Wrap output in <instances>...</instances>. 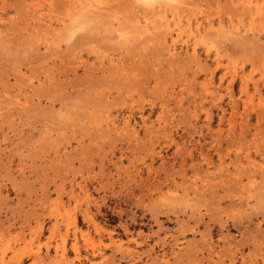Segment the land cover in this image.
Segmentation results:
<instances>
[{"label":"rangeland","instance_id":"obj_1","mask_svg":"<svg viewBox=\"0 0 264 264\" xmlns=\"http://www.w3.org/2000/svg\"><path fill=\"white\" fill-rule=\"evenodd\" d=\"M0 264H264V0H0Z\"/></svg>","mask_w":264,"mask_h":264},{"label":"bare ground","instance_id":"obj_2","mask_svg":"<svg viewBox=\"0 0 264 264\" xmlns=\"http://www.w3.org/2000/svg\"><path fill=\"white\" fill-rule=\"evenodd\" d=\"M173 6V5H172ZM175 49V48H174Z\"/></svg>","mask_w":264,"mask_h":264}]
</instances>
